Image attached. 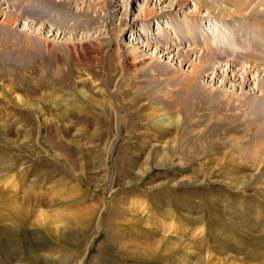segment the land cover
<instances>
[{"label": "rangeland", "instance_id": "obj_1", "mask_svg": "<svg viewBox=\"0 0 264 264\" xmlns=\"http://www.w3.org/2000/svg\"><path fill=\"white\" fill-rule=\"evenodd\" d=\"M24 1L0 10V264H264V0Z\"/></svg>", "mask_w": 264, "mask_h": 264}, {"label": "bare ground", "instance_id": "obj_2", "mask_svg": "<svg viewBox=\"0 0 264 264\" xmlns=\"http://www.w3.org/2000/svg\"><path fill=\"white\" fill-rule=\"evenodd\" d=\"M3 1V0H2ZM5 1V3H1L0 4V10H1V5L3 4H6V6L7 7H10V6H13V7H15V8H17V9H20L21 10V12H23V14L25 13L26 15L28 14V16H30V17H33L32 19H36L37 17L32 13V11H31V9H28V8H26V6L24 5L25 3V1L24 0H4ZM33 1H37V0H33ZM241 1V0H240ZM239 1V2H240ZM40 2V1H39ZM108 2V1H107ZM114 2H116V1H113V3L111 4V6H113L114 5ZM262 5H263V3H262ZM40 6V5H39ZM111 6H109V7H111ZM28 7V6H27ZM115 7V6H114ZM258 7V6H257ZM43 8V7H42ZM41 8V9H42ZM113 10H115V9H113ZM118 10V9H117ZM43 12V10H40V13H42ZM114 13V12H113ZM35 14H38V13H35ZM112 14V13H111ZM198 16V15H197ZM162 17V16H161ZM139 18H137L136 20H138ZM199 20V19H198ZM175 24H177V25H180V24H178V23H175ZM140 35V34H139ZM191 38V35L190 36H187L186 37V39H182V40H180V41H178V42H176V43H182L181 41H187V40H189ZM158 40H160V37H159V39ZM74 44H83V43H80V42H77V43H74ZM208 44V43H207ZM48 45H49V43H48V41H45V43H44V53H45V55L47 56L51 51L47 48L48 47ZM210 45V44H209ZM145 46L147 47L148 45L147 44H145ZM211 46V45H210ZM124 48H125V50L127 51V54H130V52H131V49H134V48H131V46H128V45H125V46H123ZM228 47V46H227ZM75 49V47L74 46H71L69 49H68V51H69V53H72V51ZM86 50L87 49H89V47H86L85 48ZM232 49V48H231ZM191 50V49H190ZM187 51H188V49H187ZM184 51H182V48H181V51L180 50H178L177 51V53H176V55L177 56H180L181 54L183 55L184 53H183ZM193 53V52H192ZM86 53L84 52V53H82V58L84 59V55H85ZM190 53L189 52H187L186 53V51H185V54H184V56H183V58L181 59V60H183V61H185V63L188 61L186 58V56H188ZM54 55H55V57L57 58V60L58 61H61L62 60V57H61V55L58 53V52H54ZM181 55V56H182ZM125 56H126V54H125ZM180 56V57H181ZM220 56H221V58L224 56L223 55V53H219V56H216V55H213V58H215V59H219L220 58ZM180 60V61H181ZM263 63V62H262ZM209 64H211V66L210 65H208V68H207V70H210L211 72L209 73V72H207V70H205V71H201V74H202V76H209L210 74H212V76H213V79L215 80L216 78H217V76H218V73H217V71H216V69H214V65H215V63L213 62H211V61H209ZM225 65V64H224ZM257 65V64H256ZM233 67V65H231V64H229V67L226 69V70H228V71H232L233 72V79H232V81H236L237 79H236V76L239 74L238 73V70H237V72L235 73L234 71V69L232 68ZM259 67V66H258ZM204 68V67H203ZM126 71H127V73L131 70V65H130V63H126ZM255 70V69H254ZM64 71V70H63ZM57 72H59V71H57ZM241 74V73H240ZM262 76V78L264 79V72H263V74H261ZM241 76L243 77V80L242 81H240V83L242 82V84L243 85H245V84H247V80H248V78H247V76L246 75H244L243 73L241 74ZM229 79H231L232 77L231 76H228V75H226L225 76V78L224 79H226V80H228V78ZM247 78V79H246ZM224 81V80H223ZM190 87V86H189ZM258 87H261V86H258ZM82 93V95H85L83 92H81ZM187 93V92H186ZM193 93H195V92H193ZM202 93V92H201ZM187 95H189L188 93H187ZM259 96V95H258ZM264 97V93H262V95H260V97ZM188 97V96H187ZM195 97H196V95H195ZM191 98V97H190ZM251 98V97H250ZM174 99V98H173ZM222 99V98H221ZM249 99V98H248ZM247 99V100H248ZM18 103L19 104H24L25 105V107H29V108H36V106L34 105V104H31V103H29L28 101H23V99L21 98V97H18ZM175 100V99H174ZM202 100V99H201ZM251 100V99H250ZM171 101L172 100H169V102H170V104H171ZM203 101V100H202ZM190 102V101H189ZM205 102V101H204ZM204 102H203V104H204ZM249 104H251V106L252 107H254L257 111H258V113H260V114H262L263 112H262V108H263V105H264V103H262L261 102V100H260V98H255V100L254 101H251ZM205 105V104H204ZM203 106V105H202ZM250 106V107H251ZM249 107V108H250ZM201 109V108H200ZM252 109V108H251ZM263 110H264V108H263ZM255 113V112H254ZM251 114V113H250ZM257 115V114H256ZM188 117H187V122H185V124H182L181 125V127H182V133L183 134H189V131H191L192 132V134H196L197 135V133H196V128L197 127H199V126H201V124H200V122H199V120H198V118L196 117V115H194V114H192L191 113V115H187ZM250 116H252V114L250 115ZM255 116V115H254ZM155 123H157V124H162L163 126H168L169 124H171L172 122H171V120L170 119H168V118H159V119H156L155 121H154ZM194 126L196 127V128H194ZM264 131H262L260 134L261 135H264V133H263ZM247 135V134H246ZM203 138V137H202ZM251 138H252V136H251ZM259 141V137L258 136H254L251 140H249V147H251V146H253L254 144H256V142H258ZM246 145H248V144H246ZM253 148V147H252ZM191 154H193V152H190ZM2 170H3V168H2ZM137 180H139V179H137ZM136 180V181H137ZM10 181L11 182H14V184H16V182L13 180V179H10ZM144 201H142L141 199H138V198H135V199H133V202H131V205L134 207V208H139L141 211H143V209L145 208V206H144ZM8 219H11V220H17V218H14L13 216H9L8 217ZM2 226V225H1ZM162 228H163V230L165 231L164 232V236H167V235H169L170 233H172V232H176L178 229H177V226H176V223L175 222H168V223H166V224H162ZM4 229V228H3ZM5 230V229H4ZM200 232H201V230H199ZM0 232H1V230H0ZM179 232V231H178ZM177 239H181L180 237H177ZM188 239V238H187ZM3 242H4V240H3ZM170 242H171V240H170ZM173 242V241H172ZM187 243L189 244V246L187 245ZM187 243L185 244V245H187V248L189 247H193V246H191L192 245V241L191 240H188L187 241ZM173 246L172 247H162L161 248V250L160 251H162V252H160L161 253V255L162 256H166L165 255V253H167V255L170 253V258H171V260L173 261V263L174 262H176L178 259L176 258L177 256H178V254H180V253H182L183 252V250L181 249L182 248V242L181 241H174L173 243ZM184 248V247H183ZM188 250H191V249H188ZM32 254V253H31ZM30 254V255H31ZM2 255V241L0 240V256ZM264 255V253H262V255L261 256H263ZM181 256V255H180ZM31 257H32V260H30L31 262L33 261V260H35V258H33V257H35L34 256V254H32L31 255ZM182 258V257H181ZM183 261H184V263H187V264H202V262H201V260H200V258L199 259H195L194 261H191V262H189L188 260H184L183 259ZM11 262H12V259H10L9 261H6V263H5V261L3 262V264H11Z\"/></svg>", "mask_w": 264, "mask_h": 264}]
</instances>
